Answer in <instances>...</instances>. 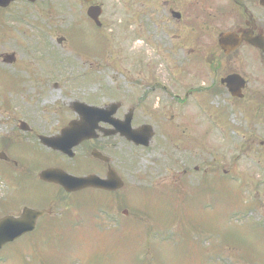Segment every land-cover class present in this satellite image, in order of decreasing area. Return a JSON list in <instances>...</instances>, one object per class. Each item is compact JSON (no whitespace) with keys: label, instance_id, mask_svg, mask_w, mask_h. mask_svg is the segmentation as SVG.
Returning a JSON list of instances; mask_svg holds the SVG:
<instances>
[{"label":"rangeland","instance_id":"374dc122","mask_svg":"<svg viewBox=\"0 0 264 264\" xmlns=\"http://www.w3.org/2000/svg\"><path fill=\"white\" fill-rule=\"evenodd\" d=\"M18 3L12 8L13 20L10 19L11 14L10 21L0 26L3 37L1 40L0 36V50L16 55L14 64L0 61V70L10 74L8 80L11 78L8 82L6 75H0V135L22 133L18 127V121L22 120L34 132L54 133L75 117L71 109V102L75 100L101 107L120 101L121 112L116 114L120 117L129 108L130 89L149 94L161 91L160 97H165L164 90L153 89L157 82L167 85L169 77L162 74L167 70L162 64L154 69L158 79L141 76L136 81L127 77L130 66H126V62L137 58V49L131 47V42L136 40L133 20L125 23L124 27L119 24L121 0L106 2L107 23L104 26L113 27L107 31L108 34L76 17L71 23L68 0H59V4H55L56 9H46L45 14L39 5L24 8V2L23 5ZM56 12L61 15L59 18ZM22 15L28 21H22ZM125 29L132 31L130 44L129 38L124 40L121 37ZM60 35L68 42L63 40L58 43ZM105 37L110 39L106 42ZM131 65L134 66L132 62ZM133 66L132 75L136 77L139 71ZM16 79L18 82H11ZM21 79L23 81L20 82ZM21 85L24 88L20 89ZM14 87L20 90H14ZM144 118L147 115L140 112L135 121L140 122ZM205 119L202 115L197 120L204 130L201 129L199 137L196 131L193 142L199 140L194 150L186 147L183 151L178 142H172L177 135L173 125L165 128L167 132H163V125L155 126L148 147H137L120 136L100 139L96 144L103 147V153L111 159V166L125 181L124 188L116 197L123 199L129 195L125 201L136 208L139 216L130 210L124 216L121 209L124 204L111 207L113 198L109 194L93 190L76 194L70 199L74 205L73 213L63 220L59 234H48L49 230H43L26 243L18 244L17 250L16 247L9 249L5 254L6 262L0 257V264H26L30 258L32 264H207L202 250L210 246H214L213 255L211 249L207 251L206 258L210 264H221L222 259L215 256L220 253L219 249L223 250L224 264H258V261L264 264V205L261 215L254 211L241 213L239 223L255 222L241 225L234 221L229 223L225 214L234 208V190L243 183H236L235 186L233 183L229 186L224 184L220 188L223 193L220 198L216 194L220 185L216 184L214 176L207 175L202 183L197 184L200 172L209 165L233 160L238 163L247 161L242 156L235 159L241 155L236 150V146L243 143L241 137L235 133L227 138L221 134L214 136V129L210 127V131L207 127L209 122H204ZM171 130L175 132L172 134ZM208 133L212 135H205ZM231 143L234 151L227 147ZM22 148L17 149L18 158L29 169L54 161L35 147L24 145ZM91 158L88 146L83 145L70 159V165L82 171L92 169L89 172L95 174L103 172L105 169L101 167L103 170H98ZM250 158L253 160L259 156L251 152ZM185 165L190 173L187 176L189 185L186 186L175 182ZM196 166L200 169L195 173L193 168ZM71 170L74 171L73 168ZM82 171L79 172L89 173ZM258 180L264 185L262 180ZM173 183L179 185L166 186ZM256 185L261 187L259 183ZM31 190L36 192H28L25 196L26 201L33 204H41L50 196L57 197L53 190L37 184L30 187ZM141 190H147L142 197L133 195ZM244 190L253 198L255 192L248 183ZM254 201L257 203L256 198ZM258 201L264 203V198ZM102 203L111 209L107 211ZM148 224L152 227L151 233L150 228L145 226ZM126 225L130 233L123 229ZM201 229L206 230V234L197 238ZM120 230H123L121 234L112 236L114 231ZM195 230L199 231L195 233ZM100 231L106 233L101 234ZM206 237L210 238L206 241ZM226 245L244 251L243 255L251 261L243 259L242 253H236L235 249Z\"/></svg>","mask_w":264,"mask_h":264},{"label":"flooded vegetation","instance_id":"af4514ba","mask_svg":"<svg viewBox=\"0 0 264 264\" xmlns=\"http://www.w3.org/2000/svg\"><path fill=\"white\" fill-rule=\"evenodd\" d=\"M126 1L125 3V0H121L120 22L124 27L125 23L133 20V36L136 40L130 41L132 32L130 29H125L121 37L124 40L129 38L128 43L131 42V47L137 49V58L126 62V66H130L127 68L129 71L127 77L136 81L141 76L158 79L154 69L156 65L162 64L165 70L167 69L162 74H167L169 79L167 85L157 82L153 87L164 90L163 98L160 97L161 91L158 94H149L130 89L127 100L129 108L122 112L120 117L117 116L116 114L121 112L120 103L115 117L122 118L126 112L131 111V122L135 128L149 125L154 130L155 126L163 125V132H167L165 128L173 125L177 135L173 137L172 142H178L183 151L186 147L192 150L197 147L199 139L195 142L193 140L196 131L199 137L204 130L197 121L202 115L206 117L204 122H209L207 127L210 131L211 128L214 129V136L221 134L227 138L232 133L239 135L243 143L240 142L236 146L241 155L235 159L242 156L247 161L238 163L233 160L209 165L210 168L200 172L197 183H202L207 175L214 176V181L220 186L248 183L255 192L253 200L257 199V203L254 201V207L250 211L261 215L264 203L258 200L264 198V185L257 181L260 179L264 183L263 0ZM16 2L20 4L26 2V6L39 5L43 9V14L46 9L59 4V0L33 2L14 0L5 8L0 7V10L8 12ZM106 2L107 0H68L69 14L72 15L70 17L72 21L76 17L102 32L107 23ZM93 15L96 22L92 18ZM3 16L2 14L0 16L1 24L8 22L7 18H2ZM131 62L135 70L139 71L136 77L132 75L134 70L131 68L133 66ZM140 112L145 113L147 118L140 122L135 121V116ZM99 124L105 129L111 128L109 124L101 122ZM64 127L49 134L34 132L27 124L20 134L0 135V219L8 216L20 217L27 208L44 212L35 222L34 230L16 241H26L38 236L43 230H49L48 234H59L63 220L73 213L74 205L70 200L73 192L66 193L58 183H55L56 174L52 173V178L50 176L46 180L40 177L45 169H62L70 175L74 174L71 170L74 165H70L68 139L62 145L68 150L66 154L42 142V138L54 137ZM171 131L172 134L175 132ZM172 134L168 136H173ZM109 137L110 135L104 136L100 133L98 138L78 144L74 153L76 154V150L83 145L88 146L90 151L93 149L102 151L103 147L96 143ZM24 145L37 148L54 161L29 169L17 154V149H23ZM227 147L231 150L234 148L232 143ZM251 152L257 153L259 158L251 160ZM95 161L108 170V164L102 160ZM199 169L198 166L193 168L195 173L199 172ZM180 174L182 183L186 185L187 176L190 175L189 167L185 165ZM257 183L261 187H257ZM34 184L53 190L57 197L50 196L41 204L27 202L25 194L36 192L30 191Z\"/></svg>","mask_w":264,"mask_h":264},{"label":"water","instance_id":"95a60500","mask_svg":"<svg viewBox=\"0 0 264 264\" xmlns=\"http://www.w3.org/2000/svg\"><path fill=\"white\" fill-rule=\"evenodd\" d=\"M263 4H264V0H263ZM72 106H73V110L80 115V120L70 122L67 129H65L62 132L61 137H57V138L65 139V137L68 136L69 151L71 147L77 145V143L80 142L81 140L96 136L94 132H95V127L97 125V121L98 120L108 121V119L110 118L109 115L113 113V110L109 111V113L107 114L99 108L96 109L94 107L85 105L83 103H79L77 101H75ZM129 123H130L129 119L128 117H126L125 125H119L120 133L125 135L128 140H133L137 144L144 143L145 145H148L149 144L148 141L150 139L151 133L148 130L142 131V129L141 131L144 133L137 130H131L129 128ZM65 132H67V134ZM53 145L54 147L55 145L59 147L56 141L53 143ZM59 148L64 150L63 147H59ZM113 173L114 172L110 171V173L108 174V179H101L94 175H89L87 177H78V178L71 176L69 180H72L73 190H79L80 188H86L89 186L111 190L112 188L116 189L120 187L122 184V182L118 179V177H115ZM68 184H64V185L67 187ZM13 225L14 224L13 221H11V219H5L0 222V247L2 244L6 243V241L13 240L16 237L15 230L12 227Z\"/></svg>","mask_w":264,"mask_h":264}]
</instances>
